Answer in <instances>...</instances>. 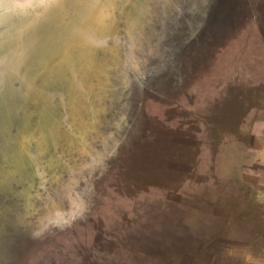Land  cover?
<instances>
[{
    "label": "rangeland",
    "instance_id": "rangeland-1",
    "mask_svg": "<svg viewBox=\"0 0 264 264\" xmlns=\"http://www.w3.org/2000/svg\"><path fill=\"white\" fill-rule=\"evenodd\" d=\"M16 3L0 161H36L0 264H264V0Z\"/></svg>",
    "mask_w": 264,
    "mask_h": 264
},
{
    "label": "water",
    "instance_id": "water-1",
    "mask_svg": "<svg viewBox=\"0 0 264 264\" xmlns=\"http://www.w3.org/2000/svg\"><path fill=\"white\" fill-rule=\"evenodd\" d=\"M2 100V104L4 103L3 101H5L4 99V94L3 96H1ZM1 104V106H2ZM2 109H3V106H2ZM3 111V110H2ZM19 135V132L18 134ZM21 138V137H20ZM25 140V139H23ZM28 142V140H27ZM15 143H17V148L18 150H23L25 148V144H23L22 140H17L15 141ZM4 144V143H3ZM2 145V143H1ZM23 148V149H22ZM29 149V147H27ZM27 149V150H28ZM29 151V150H28ZM25 155H29L26 154L24 152ZM30 172H29V177L28 178H25L24 179V184L27 185L28 184V187H22V184H16V185H19L21 186L22 188L19 189L18 191H14V192H10L9 194L12 195V197L9 196L8 192H4L1 188H0V225H1V229H0V253L2 252L3 253V245H4V242L6 241L5 238H7V236L9 235L7 233V228L10 226V227H13V225L15 224L13 221H10L9 218L12 216V214L14 216H16L15 218H17V226L19 224L22 223V221L26 220V219H29L32 217V213L29 212V207L30 206V201H31V193H30V184L27 183L29 181V178H32L33 175H34V172L32 170V165L33 163L36 161V156L34 154H30ZM28 179V181H27ZM34 179V178H33ZM32 179V181H33ZM1 187V186H0ZM30 187V188H29ZM14 198V202L17 204L16 206V209L15 211H11L9 212V209L6 207V200H9V199H12ZM7 214V215H6ZM18 230V228H17Z\"/></svg>",
    "mask_w": 264,
    "mask_h": 264
},
{
    "label": "trees",
    "instance_id": "trees-1",
    "mask_svg": "<svg viewBox=\"0 0 264 264\" xmlns=\"http://www.w3.org/2000/svg\"><path fill=\"white\" fill-rule=\"evenodd\" d=\"M18 134V133H17ZM232 132H228L225 136L231 137ZM32 155V152H30ZM29 154V155H30ZM25 155L24 151L16 149L11 155L0 161V188L8 194L12 191H18L22 187H28L24 184V179L29 177L30 172V156ZM36 159V158H35ZM28 181V179H27ZM30 182V178L29 181ZM22 184V187L16 184ZM30 188V187H29ZM31 191V190H30ZM1 229V225H0ZM2 231V229H1Z\"/></svg>",
    "mask_w": 264,
    "mask_h": 264
},
{
    "label": "snow or ice",
    "instance_id": "snow-or-ice-1",
    "mask_svg": "<svg viewBox=\"0 0 264 264\" xmlns=\"http://www.w3.org/2000/svg\"><path fill=\"white\" fill-rule=\"evenodd\" d=\"M23 6V0H17L16 9L21 10Z\"/></svg>",
    "mask_w": 264,
    "mask_h": 264
},
{
    "label": "flooded vegetation",
    "instance_id": "flooded-vegetation-1",
    "mask_svg": "<svg viewBox=\"0 0 264 264\" xmlns=\"http://www.w3.org/2000/svg\"><path fill=\"white\" fill-rule=\"evenodd\" d=\"M19 132V130L17 131H14V134H16L17 135V133ZM0 134H1V132H0ZM2 151H1V147H0V153H1Z\"/></svg>",
    "mask_w": 264,
    "mask_h": 264
}]
</instances>
